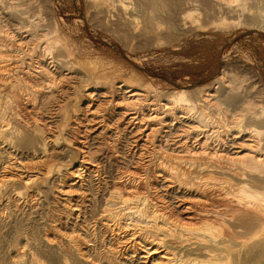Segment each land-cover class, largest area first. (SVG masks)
I'll use <instances>...</instances> for the list:
<instances>
[{"label":"bare ground","instance_id":"bare-ground-1","mask_svg":"<svg viewBox=\"0 0 264 264\" xmlns=\"http://www.w3.org/2000/svg\"><path fill=\"white\" fill-rule=\"evenodd\" d=\"M146 1L150 12L158 9L157 0ZM179 3L166 14L172 38L187 27ZM221 3L205 0V16ZM27 12L29 2H16L2 15ZM131 17L127 23L138 27ZM23 27L0 36V264H21L5 256L6 232L17 244L25 235L17 251L29 264L38 262L34 249L61 256L60 264H103L110 256L128 264H264L259 91L241 86L242 78L224 84L217 77L216 87L188 93L179 86L170 94L180 101L158 104L151 99L156 89L132 87L112 73L101 80L78 76L73 67L63 71L65 65L48 56L53 42L32 46L38 35ZM204 27H196L198 33ZM11 42L19 56H8ZM65 91L43 115L47 95ZM109 162L117 164L114 172ZM49 201L55 206L47 210L50 226L39 235V207ZM96 248L101 251L93 253Z\"/></svg>","mask_w":264,"mask_h":264},{"label":"rangeland","instance_id":"rangeland-1","mask_svg":"<svg viewBox=\"0 0 264 264\" xmlns=\"http://www.w3.org/2000/svg\"><path fill=\"white\" fill-rule=\"evenodd\" d=\"M111 1L99 0L92 4L89 0H0V36L5 37L6 32L9 33L17 26L23 25V29L38 35L32 40V46L35 42L36 45L39 44L40 41L53 42L48 56H56V60L65 65L63 71H67L68 67H73L78 76L90 73L95 76L100 75L101 80L104 76L116 75L128 85L131 83L132 87L141 88L143 86V89L146 87L147 89L150 87V90L156 89L155 96L151 99L158 104H166L171 100H175V103L180 101V98L175 99L174 95L170 94L179 86L189 89L188 93L196 91L194 87L205 85L216 87L218 83L212 82L217 77L223 78L224 84L235 78H242L241 86H253L259 91L258 96L264 102V0H245V2L221 0L220 11L217 7L216 11L208 10L212 12L210 17L205 16V0H182V3L178 5L184 9L180 15L187 27L180 30L176 38L169 36L166 14L167 10L177 5L178 0H157L158 9L152 12L147 8L146 0H121L122 2L119 0V7L111 4L118 0ZM16 2H29L30 12L21 13L19 16L17 14L15 18L10 19L3 17L2 14L9 12L11 4ZM123 4L127 7L133 5L130 8L135 11L129 7L126 11L127 7ZM121 5L125 10L121 8ZM226 5H232L235 9H227ZM22 6L21 4L20 7ZM102 6L106 8L102 10ZM127 13L128 17L133 15L131 17L132 20L134 19L133 23L138 24V27L135 26L136 29H133L135 28L133 24L127 23ZM218 18L222 19V24L219 23ZM160 23L163 25L160 26ZM202 26H205V30L198 33L199 30L196 27L203 28ZM14 45V42L7 45L9 49H12L8 52V56H19ZM66 48L70 49L72 55L67 54L69 50ZM78 81L82 85L84 78ZM69 93L65 91L61 94L47 95L46 102L44 101L41 109L43 115L49 114L58 102L59 95L66 98ZM73 102L72 99L68 100V103L66 101V106L70 107ZM163 113L166 114L168 111H163ZM171 141L165 143L168 144ZM192 141L194 137L189 142L193 145L196 140ZM60 159L68 162L67 159L70 157L64 155ZM217 163L220 166L223 165L222 162V164ZM116 167L117 164L114 162L107 163V168L112 172ZM221 171L227 175L225 170L221 169ZM224 176L223 174L220 177ZM52 204L51 201L44 202L39 207L42 215L40 220L37 219L39 235L45 227L50 226L51 221L47 218V210L51 207L55 208ZM235 230L242 231L239 227ZM14 235L11 232H6L5 236L2 235L5 243L3 245L5 256L9 260L14 259L21 264H29L30 257L21 256L17 251L19 249L17 247L23 244L25 235L17 236L20 244L15 242ZM236 237L240 238L237 235ZM8 248L13 251L11 256L7 254ZM98 249L101 251L100 248H96L93 253L99 252ZM33 253L38 257V262L35 264H40L41 261L45 262L42 264L61 263V256L53 259L48 253L39 249H34ZM101 260L103 264H128L114 256H110L109 259L101 258ZM70 264L79 263L71 260Z\"/></svg>","mask_w":264,"mask_h":264}]
</instances>
